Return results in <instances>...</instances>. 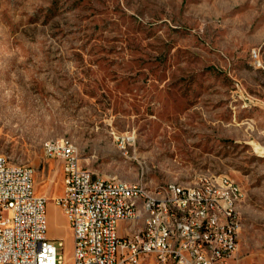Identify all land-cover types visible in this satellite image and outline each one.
Segmentation results:
<instances>
[{
	"label": "rangeland",
	"instance_id": "rangeland-1",
	"mask_svg": "<svg viewBox=\"0 0 264 264\" xmlns=\"http://www.w3.org/2000/svg\"><path fill=\"white\" fill-rule=\"evenodd\" d=\"M59 140L149 188L229 175L233 264H264V0H0V151L33 168L71 264L60 161L43 153Z\"/></svg>",
	"mask_w": 264,
	"mask_h": 264
},
{
	"label": "built area",
	"instance_id": "built-area-1",
	"mask_svg": "<svg viewBox=\"0 0 264 264\" xmlns=\"http://www.w3.org/2000/svg\"><path fill=\"white\" fill-rule=\"evenodd\" d=\"M43 153L60 161L62 193L52 200L71 231V264H233L242 223L240 212L227 207L228 190L203 188L198 176L191 190L166 182L165 205L143 198L148 214L133 213L127 190L144 184L94 174L81 164L78 147L60 140ZM209 175L229 182L225 173ZM150 190L160 185H144ZM46 203L34 189L33 168L0 151V264H67L58 253L63 240L47 234Z\"/></svg>",
	"mask_w": 264,
	"mask_h": 264
},
{
	"label": "bare ground",
	"instance_id": "bare-ground-1",
	"mask_svg": "<svg viewBox=\"0 0 264 264\" xmlns=\"http://www.w3.org/2000/svg\"><path fill=\"white\" fill-rule=\"evenodd\" d=\"M65 146H74L72 143L61 141ZM51 141H47L43 144V148H48ZM201 178V177H200ZM118 182H125L126 180L117 179ZM128 182V181H127ZM228 190L227 207L238 211V204L242 201L237 199V193L244 196L243 190L240 185L232 178L229 177V182L226 179H219L217 175L209 176L201 179V187L208 189ZM174 186L178 190H191L190 184H181L174 182ZM127 198H135V204H133V213L148 214V203H143V198H157V205H165V198H167V184H161L160 190L144 191V185H137V190L128 189Z\"/></svg>",
	"mask_w": 264,
	"mask_h": 264
},
{
	"label": "crops",
	"instance_id": "crops-1",
	"mask_svg": "<svg viewBox=\"0 0 264 264\" xmlns=\"http://www.w3.org/2000/svg\"><path fill=\"white\" fill-rule=\"evenodd\" d=\"M242 202V201H241ZM241 202L238 204V210L240 212V216H241V211H240V206H241ZM119 231H120V225H119ZM241 234V233H240Z\"/></svg>",
	"mask_w": 264,
	"mask_h": 264
}]
</instances>
